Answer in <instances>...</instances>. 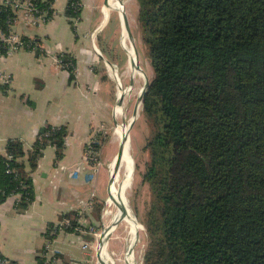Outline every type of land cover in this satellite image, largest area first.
<instances>
[{
  "label": "trees",
  "instance_id": "trees-1",
  "mask_svg": "<svg viewBox=\"0 0 264 264\" xmlns=\"http://www.w3.org/2000/svg\"><path fill=\"white\" fill-rule=\"evenodd\" d=\"M135 1L153 71L141 103L150 192L142 264H264V0ZM36 5L51 13L49 0ZM4 7L5 30L14 13ZM65 13L76 15L69 2ZM64 135L44 126L26 161L21 141L6 140L0 204L18 196L15 207L27 208L31 173L48 145L62 156ZM67 218L66 232L79 234L75 214Z\"/></svg>",
  "mask_w": 264,
  "mask_h": 264
},
{
  "label": "crops",
  "instance_id": "crops-1",
  "mask_svg": "<svg viewBox=\"0 0 264 264\" xmlns=\"http://www.w3.org/2000/svg\"><path fill=\"white\" fill-rule=\"evenodd\" d=\"M49 1L51 13L39 9L40 19L34 22L13 12L12 28L27 45L0 58V71L9 78L0 84V147L10 138L20 140L26 161L38 132L50 125L63 126V151L56 159L53 145L44 148L30 175L34 199L26 209L15 207L16 196L0 204V255L14 264H37L41 252L48 253L50 264H100L97 245L102 242L66 232L62 221L92 200L89 223L100 225L109 196L105 165L118 145L105 158L102 138L117 126L115 105L121 93L108 73L113 36L102 32L115 11L106 8L107 0H79L78 16L69 17L70 0ZM93 47L101 53L97 65ZM58 55L75 64L66 70L56 63ZM92 143L99 144L97 152L90 149Z\"/></svg>",
  "mask_w": 264,
  "mask_h": 264
},
{
  "label": "rangeland",
  "instance_id": "rangeland-1",
  "mask_svg": "<svg viewBox=\"0 0 264 264\" xmlns=\"http://www.w3.org/2000/svg\"><path fill=\"white\" fill-rule=\"evenodd\" d=\"M126 1V13L131 35H132V43H134V47L136 50L135 54V60L136 63L140 66L141 70L145 72V75L147 76V80L149 81L152 78L153 71L150 66L149 59L147 57V52L145 45L141 38V32L139 25L137 23V11L138 6L135 0H125ZM128 2V3H127ZM80 6V3H79ZM115 12L110 14V20L108 22V25L103 30L102 35L105 36H113L112 40V53L110 55L109 59V65L114 69L116 66V69H114L118 76L121 79V84L123 86V89L128 86L130 79L134 78V82L132 84V90L135 89V80H138V77L135 72L129 71L128 68V55L126 49L122 48L121 46V27L119 26V13L118 10H114ZM114 65V66H113ZM138 87L143 85V81L140 82L138 80ZM114 90L116 92V82L114 80ZM118 92V91H117ZM136 97V96H134ZM127 98L125 96L124 102L125 104L123 108V116L118 117V125L126 124L127 121H129L130 117L133 114L134 110V104L137 98ZM141 107V105H140ZM123 122V123H122ZM114 129L109 130V133L106 135V144L102 147L103 149V157H110L113 152H116V142L113 141V133ZM112 133V137L110 139V134ZM129 136L131 141L129 140V144L131 142V146L129 147L130 153L133 159L134 163V175H133V183L132 190L129 194V204L130 207L135 214L137 220L143 227V231L140 232V236L137 237L136 244L133 245L132 252L134 251L135 255V261L136 264H142L143 261V254L145 251L146 243H147V236L145 232V228L143 226V220L145 218V214L147 212V208L150 201V192L148 185L143 181V173L145 172V165L148 160L147 151L144 150L145 142L148 137V124L146 121V118L141 112H139L138 118L134 121V123L131 126ZM115 156H113L114 158ZM108 160V159H107ZM110 161L106 163L105 167L109 171V164ZM104 167V168H105ZM135 176V177H134ZM104 184L106 186V183L104 181ZM112 187H110V191ZM106 200V198H105ZM105 200L102 205V223L100 225H96L94 227L95 233L90 234L93 236V239H95V243L100 240L101 233L104 228L108 227L107 225L109 218H105V211L107 209ZM133 207V208H132ZM123 221V220H122ZM122 221L118 224L115 231L111 234L110 238L107 240V250L109 254H111V257L113 260H119L118 262H115V264H127V255H128V241H127V235L129 234V228L128 225L122 224ZM126 227V228H125ZM128 228V230H127ZM125 229V230H124ZM98 250V245H97ZM99 255V253H98ZM124 257V258H123ZM121 260V261H120ZM125 261V262H124Z\"/></svg>",
  "mask_w": 264,
  "mask_h": 264
},
{
  "label": "bare ground",
  "instance_id": "bare-ground-1",
  "mask_svg": "<svg viewBox=\"0 0 264 264\" xmlns=\"http://www.w3.org/2000/svg\"><path fill=\"white\" fill-rule=\"evenodd\" d=\"M115 1V2H114ZM122 7L118 0H108V4L106 5V8L109 10H118V13L120 15H123L125 9V3ZM126 14V13H125ZM122 40L124 44V48L127 51V54L129 56V62L128 65L130 68L129 71L135 72L138 80L140 82L143 81V85L138 87V80H135V89L132 90V86L122 92L123 86L121 84L120 77L118 76L117 72L114 71L111 67H109V72L113 76V78L116 81L117 91L121 95L125 94L127 98H137L134 104V110L133 114L130 117L129 121L126 122V124H117L116 128L114 129L113 133V141L116 142L118 145V149L121 148L123 145H126V154L122 160V162L116 167L114 172V181L109 182V196L106 201V211L105 218H109L107 225L108 227L104 228V232L102 231V243L98 245V253L99 258L103 261L104 264H115V262H118L119 260H113L111 257V254H109L107 250V240L110 238L111 234L115 231L118 224L122 221V224L128 225L129 228V234L127 235V241H128V255H127V264H136L135 261V255L134 252H132L133 243L136 238V236H140V232L143 231V227L137 220L135 214L133 213L130 204H129V194L132 190L133 183V175H134V163L133 159L130 153L129 147L131 146V142L129 144L130 136L129 132L131 129L132 124L138 118L139 112H140V105H141V99H142V92L144 90V86L147 81V76L145 75V72L141 70L140 66L136 63L135 60V54L136 50L134 47V43L129 44L128 37L126 35V32L124 31V28L122 29ZM132 90V91H131ZM131 91V94H130ZM119 96V98L121 97ZM127 103H123L122 106H116V113L118 116H123V108ZM123 123V122H122ZM113 160H111L109 164V173L112 171L113 168ZM135 177V176H134ZM110 187H112V191H110ZM133 208V207H132ZM126 228V227H125ZM127 228V230H128ZM125 230V229H124ZM124 258V257H123ZM121 261V260H120ZM125 262V261H124Z\"/></svg>",
  "mask_w": 264,
  "mask_h": 264
},
{
  "label": "built area",
  "instance_id": "built-area-1",
  "mask_svg": "<svg viewBox=\"0 0 264 264\" xmlns=\"http://www.w3.org/2000/svg\"><path fill=\"white\" fill-rule=\"evenodd\" d=\"M36 1H38V0H0V5L3 7L5 6L4 8H6V7L10 8L12 10V13L20 11L23 13V15L26 17V19H30L32 22H34L36 19L37 20L40 19V16H41L40 11H39V7H38V5H36ZM78 1L79 0H77L76 2H71V0L69 1L70 6H72L74 8V10H76L77 7L79 6ZM107 4H108V0H107ZM13 19L14 18H11V20L8 21L5 30L0 27V58L9 54L12 51V49L25 47L27 45L25 40L23 38H21L18 35V33L12 28ZM93 49H94L95 55H96L94 65H97L98 59L101 57V53L99 52L98 49H95V47H93ZM55 61L58 65L65 68L66 70L68 69V67H70L72 65L71 61L64 62L62 56H60V55L55 57ZM109 67H111V66H109ZM114 69H116V68H114ZM108 73L110 74V72H108ZM112 78H113V76H112ZM8 82H9L8 75L6 73L0 71V84H8ZM117 86L118 85H116V88H117ZM3 152H4V150L0 147V153H3ZM16 197H17V199H16V201H17L19 199V197L18 196H16ZM92 205H93V201L92 200L88 201L81 208H79V210L76 212V214H75V228H74L75 231H77L79 233H84L85 232L84 229L87 227V231L89 233H92V234L95 233L94 225L89 223V214L91 212ZM62 225H69V220L64 219L62 221ZM49 247L51 249V244H50V246L46 245V249H48ZM46 249H45V251H46ZM39 257L45 259L46 262H48L49 259L51 258V257H48V253H46V252H41ZM52 262H54V260H52ZM0 264H10V261L8 259H6L5 257L0 255Z\"/></svg>",
  "mask_w": 264,
  "mask_h": 264
},
{
  "label": "water",
  "instance_id": "water-1",
  "mask_svg": "<svg viewBox=\"0 0 264 264\" xmlns=\"http://www.w3.org/2000/svg\"><path fill=\"white\" fill-rule=\"evenodd\" d=\"M118 2L120 3V5L122 6V7H124L123 5H124V2H125V0H118ZM106 3H107V1H106ZM119 16V20L121 21V24H120V27H121V29H123L124 28V31L126 32V35H127V37H128V40H129V44H132V35H131V31H130V27H129V23H128V19H127V16H126V14L125 13H123V15H118ZM128 55V54H127ZM129 62V56H128V61H127V63ZM133 82H134V78L133 79H130V81H129V84H128V86H126L125 88H124V91L125 90H127L128 88H130L131 86H132V84H133ZM148 80L146 81V84H145V86H144V90H143V92H142V96L145 94V91H146V88H147V86H148ZM124 99H125V95L123 94V95H121V97L120 98H116V105H115V107L116 106H122V104H123V102H124ZM141 103H142V99H141ZM125 154H126V145H123L121 148H119L118 149V151H117V153H116V155H115V157H114V160H113V168H112V171L109 173V182L110 181H114V172H115V169H116V167L122 162V160H123V158H124V156H125ZM103 232H104V230H103ZM102 234L103 233H101V236H100V242H102L103 241V237H102ZM136 242H137V236H136V238H135V240H134V243H133V245L134 244H136ZM134 252V251H133ZM100 264H104L103 263V261L100 259Z\"/></svg>",
  "mask_w": 264,
  "mask_h": 264
},
{
  "label": "flooded vegetation",
  "instance_id": "flooded-vegetation-1",
  "mask_svg": "<svg viewBox=\"0 0 264 264\" xmlns=\"http://www.w3.org/2000/svg\"><path fill=\"white\" fill-rule=\"evenodd\" d=\"M120 23H121V21H120ZM121 31H122V29H121Z\"/></svg>",
  "mask_w": 264,
  "mask_h": 264
}]
</instances>
